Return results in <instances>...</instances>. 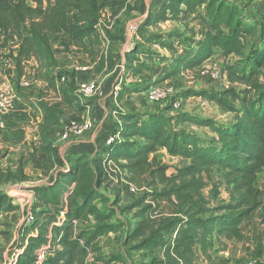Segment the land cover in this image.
<instances>
[{"label": "trees", "instance_id": "16d2710c", "mask_svg": "<svg viewBox=\"0 0 264 264\" xmlns=\"http://www.w3.org/2000/svg\"><path fill=\"white\" fill-rule=\"evenodd\" d=\"M108 1L0 0V73L5 59H9L14 65L13 80L25 77L44 81L59 91L53 78L57 62L52 41L63 33L74 46L90 52ZM196 13L208 23L200 37L193 29L168 33L146 30L145 38L133 42L125 53L124 70L120 68L123 77H138L164 59L155 48L173 53L172 69L145 84L124 81L117 99L145 92L221 54L225 59L233 57L223 69L230 86L221 92L184 90L181 95L215 102L237 118L231 123H217L185 112H118L121 138L106 146V157L102 152L93 157L73 146L65 155V164L47 184L31 186L35 197L32 219L24 224L11 264H89L90 255L94 257L93 264H129L125 255H107L101 245L103 237L123 229V222L115 221L116 208L134 211V223L126 238L133 242L135 250L151 254V264H201V256L204 260L212 258L209 248L214 240H246L243 226L258 211L264 223V189L257 185L264 171V16L250 17L232 0H163L149 9L143 25L147 29L170 20L185 22ZM115 23L116 20L111 27L115 25L118 35L112 36L106 29L111 41L121 39L122 28ZM106 61L114 68L112 50ZM28 62L35 63L30 72ZM62 97L69 104L77 100L67 90ZM34 107L44 119L40 145L32 142L28 159L22 155L16 169L4 168L0 156V216L19 208L3 186L29 180L25 165L42 168L39 152L55 164L48 131L60 109L46 102H37ZM187 122L210 128L213 136L205 139L181 132L179 128ZM113 123L107 125H111L112 133L117 131L112 129ZM160 148L192 163L169 175L167 166L151 161ZM111 160L127 171L131 181L146 187L124 208H120V193L111 196L103 181ZM214 167L221 169L225 183L233 191V201L213 205L204 195V173ZM150 197L157 205L147 202ZM164 199L173 204L174 211L156 216L158 204ZM158 248L163 249L162 259L156 255Z\"/></svg>", "mask_w": 264, "mask_h": 264}, {"label": "rangeland", "instance_id": "374dc122", "mask_svg": "<svg viewBox=\"0 0 264 264\" xmlns=\"http://www.w3.org/2000/svg\"><path fill=\"white\" fill-rule=\"evenodd\" d=\"M154 0H109L103 10L102 19L99 25V35L95 40L94 45L91 47L90 52H86L82 48V53L75 56L87 55L84 62L92 67L89 72L99 83L102 90L101 95L95 96H82L78 94V82L76 79V72L74 69H59L56 71L57 79L66 76L68 79L61 84L55 80L59 91H54L48 83L37 85L34 83L29 89L20 85V81L13 80L14 75L8 69L6 70V76L10 79L12 85L15 88L18 99L21 102L22 112L24 108H28L26 115L23 116V120L19 123L7 122L6 128L0 129V156H3L2 165L4 168L16 169L19 163V158L23 155L24 160L28 159L29 155L27 151L30 148L32 142L36 146L40 145V125L43 122V115L34 107L37 102H47L49 105L56 106L60 109L59 116L51 123L48 136L53 142L54 149V162L51 164L48 161L45 153H38V157L43 161L42 168H37L32 164L25 165V172L30 177L29 180L20 183H12L3 186L4 190L13 198V203L19 208L13 212H9L0 216V264H11L13 258V250L18 245L19 238L22 234L24 224L27 222V217L35 204L34 193L31 190V186L38 184H47L50 179L57 174L59 170L61 160L67 150L72 148L61 140L60 134L63 131L66 123L69 120L82 121L88 115L95 119V128L101 124L108 125L113 123L112 129L119 131L121 125L118 123V112H165L168 115H176L179 113H190L194 116L211 118L217 123H231L237 115L234 113L226 112L222 110L215 102H211L202 97L189 96L183 97L181 93L184 90H209L221 92L223 89L230 86L228 79L225 77L214 79L208 73L205 72L204 66L208 63L217 65L216 67L223 71L226 63L231 62L233 57L224 58L221 54L214 57L211 61L204 63L202 66L196 68L193 71L181 73L172 76L171 78L160 81L157 85H173L177 90V95L172 100H168L161 103L151 102L144 94V92L130 93L125 95L122 100L117 99L115 96V87L118 86L119 90L124 81L127 83H139L145 84L155 78H159L172 69V52L167 50H161L155 48L162 55L164 59L159 60L155 65L157 68H151L145 70L138 77L125 78L121 75L122 67H120L121 60H125L126 47L128 44L132 45L134 41L141 40L147 36L146 30H154L159 32L160 30H168L173 28H182L181 24L188 22L186 26L187 30H195L198 37L204 33L206 29V19L202 14L196 13L191 15L185 22L170 20L169 24L166 22H160L155 26L145 28L144 20L148 15V11L151 8L150 5ZM240 1V0H237ZM158 2V0H157ZM156 2V3H157ZM155 3V4H156ZM154 4V5H155ZM136 6V7H135ZM138 6V7H137ZM109 20H116V23L120 25L121 39L117 41H111L109 46L103 42V36H107L106 29L111 31L112 36L118 35L114 27L107 28L106 24ZM142 21V22H141ZM141 22V23H140ZM115 23V24H116ZM181 23V24H180ZM192 24L189 28V25ZM174 32H177L174 30ZM161 33V32H160ZM168 33V32H163ZM0 41H2V33H0ZM64 40L62 43H67ZM88 44H90L88 42ZM95 48V49H94ZM112 50L114 53L115 66L111 68L106 61L109 52ZM104 62V64L102 63ZM30 64V65H29ZM28 69L31 70L33 62H29ZM151 65V63H149ZM57 67V65H56ZM12 75V76H11ZM235 86H239L238 84ZM29 90L35 91V94L28 95ZM51 90V91H50ZM67 90L69 95L77 100L69 104L62 97L63 91ZM53 92L54 94H51ZM25 106V107H24ZM21 109V108H20ZM107 112L106 114H104ZM9 116V115H8ZM24 129L28 131L25 136ZM179 130L183 133L196 134L202 138L210 139L213 136V132L208 127H202L191 122L183 124ZM92 132L80 138H73L75 146H78L82 139H86L91 136ZM25 136V137H24ZM25 138V140H24ZM99 135H95L94 140L98 142ZM102 148H106L105 135L102 137ZM14 143V144H13ZM26 147L24 148V146ZM23 150V151H21ZM151 161L154 165H165L168 167V174L172 175L176 173L177 168L186 165V161L183 158L173 157L165 150H159L151 156ZM129 177V176H128ZM130 182V177L127 178ZM204 179L206 181V187L204 189L205 196L212 202L213 205L231 202L234 200L232 189L225 183L223 173L220 168L214 167L205 171ZM107 192L113 196L116 193H120L121 203L120 208H124L130 203L134 202L146 187L139 186V193L136 195H130L127 191V185L116 184L115 187L110 186ZM259 187L264 189V171L260 174L257 182ZM148 203L157 205V202L150 197L147 200ZM117 215L115 217L116 222H123V229L118 233H110L109 235L101 239V245L103 251L107 255L120 253L125 255L129 264H151V254L143 251H138L133 248V242L128 241L126 238L127 231L132 228L133 212L118 210L116 208ZM174 211V206L169 200H162L158 204V212L156 216L170 215ZM243 230L247 236V239L238 242L232 241L228 255H220L218 250L212 253V256H216L217 259L202 260L205 264H235L238 262H244L247 260H255L257 264H264V223L262 222V213L258 211L252 221L247 222L243 226ZM219 243V242H218ZM228 246V245H227ZM156 255L159 258H163V249L158 248ZM220 258V259H219ZM206 261V262H205ZM89 264L95 263L93 255H90L88 259Z\"/></svg>", "mask_w": 264, "mask_h": 264}, {"label": "built area", "instance_id": "2783aa9c", "mask_svg": "<svg viewBox=\"0 0 264 264\" xmlns=\"http://www.w3.org/2000/svg\"><path fill=\"white\" fill-rule=\"evenodd\" d=\"M113 24V20H109L106 24L107 28H110ZM99 33V32H98ZM103 42L109 46L110 40L109 38L104 35L103 36ZM130 44L127 45V49L130 48ZM126 49V50H127ZM124 61L120 64V67H122V70H124ZM217 65H212V63H208L204 66V70L206 73H208L212 78L218 79L225 77L227 79L226 73L224 71H221L219 68L216 67ZM10 70L12 74L14 75V65L11 60L5 59V63L3 66V70L0 73V129L6 128V118L10 113L14 110L16 106V102L18 100L17 93L15 91L14 86L12 85L10 79L8 76H6V70ZM72 69H74L77 72H85L88 73L92 70V67L89 64H82L75 62L73 64ZM30 72V70H29ZM12 76V75H11ZM14 78V77H13ZM68 78L66 76L61 77L60 79H57L58 83H62L66 81ZM20 85L23 87H29L31 85V81L27 78H22L19 80ZM119 87H115V96L118 95ZM103 92L100 89L99 83L95 79H85L78 82V96L81 98L82 96H95V95H101ZM145 96L153 103H161L168 100H171L174 96L177 94V90L173 85H153L149 89H147L144 92ZM117 119V117H116ZM119 122V121H118ZM111 124V123H110ZM121 125V123L119 122ZM111 125H109L106 129L101 130L102 133H99L98 127L95 128V119L90 117L89 115L84 118L82 121H75V120H69L63 131L60 134L61 140L66 144V146L73 147L74 141L73 138H80L84 135H86L89 132H95V135L100 136H106L105 139L106 146H112L115 144L117 140L121 138L120 132L116 131L113 132L110 131ZM72 148L68 149L67 151H70ZM103 157H106L108 155L107 149L102 151L101 154ZM61 167L59 168V170ZM58 170V171H59ZM128 173L126 170L120 167L119 163L116 161H109L105 174L103 177L104 184L110 183L111 186L115 187L116 184L121 185H127V191L130 195H136L139 193V186L136 184H133L132 182L127 180ZM32 219V212L30 211L27 222L29 223ZM235 264H257L255 260H247L244 262H238Z\"/></svg>", "mask_w": 264, "mask_h": 264}, {"label": "crops", "instance_id": "0c3cea01", "mask_svg": "<svg viewBox=\"0 0 264 264\" xmlns=\"http://www.w3.org/2000/svg\"><path fill=\"white\" fill-rule=\"evenodd\" d=\"M162 1L163 0H158V2H157V0H154L153 3L150 5V7L158 6ZM232 1L234 3H236V4H238L240 7H242L249 14L250 17L251 16L252 17L253 16L254 17H263L264 16V0H240V1L232 0ZM194 15L195 14H193V16ZM206 21H207V19H206ZM169 22L170 21H166L167 24H169ZM187 25H188V22H185L184 25L181 24L182 28H173V29H168V30H164V31L160 30L159 32L163 33V32H170V31H174V30L175 31H186L187 30V28H186ZM191 25L192 24L189 25V28L192 27ZM207 27H208V23L206 24V29H207ZM197 28L198 27H196L195 30ZM206 29H205V31H206ZM151 31H154V30H151ZM203 34L204 33H202L201 36ZM98 35H99V33H98ZM64 38H65V41H68L66 44L65 43H62V41L64 40ZM52 47H53L54 56H55V59H56V62H57V67H55L54 70H53V78H54V80H57L56 71L59 70V69H61V70H63V69L72 70L73 64L75 62L82 63V64H88V62L87 63L84 62L86 60L85 57H88L87 55H81L79 57L78 56L77 57L75 56V53H77V54L82 53V52H80V51H82V49H80L79 47L74 46V44L72 43V41L66 35H64L63 33L59 34L52 41ZM216 56L217 55L213 56L208 61H211ZM123 61H125V60H121V63ZM208 61H206V62H208ZM28 64H29V62L27 63V65ZM34 64L35 63L33 62V64H31V65H34ZM153 68H157V65H154ZM90 78L91 79H94L95 77L92 74H90L89 72L88 73H85V72H76V79H77V81H81V80H85V79H90ZM31 82H32L31 85L29 87H27V89H29L34 83H36L37 85L45 84L44 82L38 81V80H34V81H31ZM27 94L29 96L30 95H33V94H35V91L29 90L27 92ZM51 94H54V93L51 92ZM27 111H28V108L26 107V108H24V111L22 112L21 102L18 99L17 102H16V106H15L14 110L10 113V115L7 118V122L9 124L15 123V122L16 123H19L20 121L23 120L22 117L26 115V112ZM154 112H156V111H154ZM106 113L107 112H105L104 114H106ZM167 114H168V112H167ZM103 126L104 125H102V124L100 126H98L99 133H102L101 130L107 128V125H105V127H103ZM27 133H28V131H26V129H24V133L23 134L26 136ZM94 133L95 132H92V135L91 136H88L86 139H82L80 141V143L78 144V146H75L74 145L75 146L74 147L75 150H84L86 152H89L93 157L96 156V155H98L99 153H101L104 150V148H102V136H100L98 142H96L94 140ZM24 140H25V138H24ZM25 147H26V145L24 146V148ZM162 149H165V148H160V150H162ZM21 151H23V150H21ZM185 161H186V164L192 163V160H189V159H185ZM58 162L61 164L59 166V168L62 167V164H65V162H66L65 156L63 158H61V160H58ZM174 174H172V175H174ZM260 188L262 189V187H260ZM231 242L232 241H227V240H224L223 242H220L219 240H214L212 242L210 248H209V252L212 254V253H214V252H216L218 250V252H219L220 255H228L229 251L231 250L230 249L231 245L229 244ZM212 257H213V259H217L216 256H212ZM203 259H204V257L201 256V258H200V263L201 264H205L202 261Z\"/></svg>", "mask_w": 264, "mask_h": 264}]
</instances>
